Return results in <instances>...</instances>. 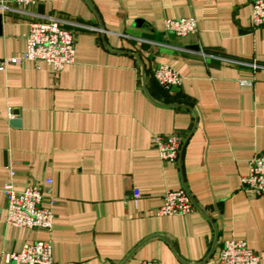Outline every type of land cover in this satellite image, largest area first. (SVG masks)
I'll use <instances>...</instances> for the list:
<instances>
[{
	"label": "crops",
	"instance_id": "0c3cea01",
	"mask_svg": "<svg viewBox=\"0 0 264 264\" xmlns=\"http://www.w3.org/2000/svg\"><path fill=\"white\" fill-rule=\"evenodd\" d=\"M34 2L0 12V263L47 240L52 264H220L234 239L264 264V197L241 184L264 154V26L251 24L252 0ZM47 17L78 24H65L75 56L58 73L19 61L28 23ZM190 17L196 32H164L165 19ZM158 65L180 85L160 86ZM156 135L182 139L177 164L161 162ZM47 179L52 229L7 226L3 186ZM182 187L196 210L156 216Z\"/></svg>",
	"mask_w": 264,
	"mask_h": 264
},
{
	"label": "built area",
	"instance_id": "2783aa9c",
	"mask_svg": "<svg viewBox=\"0 0 264 264\" xmlns=\"http://www.w3.org/2000/svg\"><path fill=\"white\" fill-rule=\"evenodd\" d=\"M34 0H0V12H17V8H26L34 4ZM65 24L78 26L75 23H66L53 17L43 21L31 20L28 23V32L25 36V49L20 56V63L43 62L52 67L54 72H61L66 66L74 62L75 42L73 33ZM251 24L254 28L264 26V0H252ZM164 32L178 37H184L196 32V22L193 18L165 19ZM233 64H245L253 69L259 66L256 63H243L227 60ZM6 61L0 62V70H4ZM154 78L165 89L178 87L181 76L171 67L158 65L154 69ZM245 83V82H244ZM8 110L9 118H12ZM153 146L162 163L179 162L182 139L176 135H156ZM51 179L45 180L44 186L29 185L21 191H16L11 183H6L2 194L7 200V226L26 230H42L49 232L52 229L54 214V198L49 186ZM243 188L257 196L264 197V154L257 155L249 161L248 172L241 178ZM140 196L134 190L133 199ZM196 203L185 187L166 191L160 206L156 209V216L171 217L185 216L196 210ZM217 262L220 264H260V257L249 249L243 240L229 239L223 241L219 249ZM52 246L47 240H36L23 245L19 252L2 254L0 264H52ZM140 264H159L156 261H143Z\"/></svg>",
	"mask_w": 264,
	"mask_h": 264
},
{
	"label": "water",
	"instance_id": "95a60500",
	"mask_svg": "<svg viewBox=\"0 0 264 264\" xmlns=\"http://www.w3.org/2000/svg\"><path fill=\"white\" fill-rule=\"evenodd\" d=\"M19 123H20L19 120H11V124L14 126H19ZM180 154H181V152H180Z\"/></svg>",
	"mask_w": 264,
	"mask_h": 264
}]
</instances>
